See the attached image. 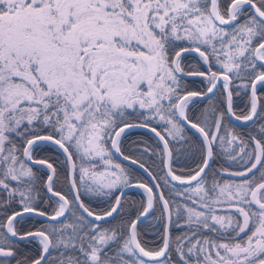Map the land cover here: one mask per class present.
Segmentation results:
<instances>
[{"label":"snow or ice","instance_id":"6c2138e0","mask_svg":"<svg viewBox=\"0 0 264 264\" xmlns=\"http://www.w3.org/2000/svg\"><path fill=\"white\" fill-rule=\"evenodd\" d=\"M0 264H264V0H0Z\"/></svg>","mask_w":264,"mask_h":264},{"label":"trees","instance_id":"16d2710c","mask_svg":"<svg viewBox=\"0 0 264 264\" xmlns=\"http://www.w3.org/2000/svg\"><path fill=\"white\" fill-rule=\"evenodd\" d=\"M143 138L144 140H146L148 143H153V141L150 139V134H145L144 131H134V135H133V139L135 138ZM153 159H156L157 161V164H159V160L158 158H153ZM187 162H190V161H187ZM122 163V162H121ZM149 163H151V161H149ZM186 163V157L185 156H180L178 160L175 161V166L177 168L183 166L184 164ZM125 164V163H124ZM152 168H153V171L156 172L157 174H160V169L157 167L156 164L152 165ZM139 171V170H138ZM140 175L141 177L148 181V178L146 177V175L144 173H142L140 171ZM128 198L130 200H139L141 198V193L139 191H132V192H129L128 193ZM87 199V197H86ZM146 238L148 240H151L153 239V234L151 232L147 233L146 234Z\"/></svg>","mask_w":264,"mask_h":264},{"label":"water","instance_id":"95a60500","mask_svg":"<svg viewBox=\"0 0 264 264\" xmlns=\"http://www.w3.org/2000/svg\"><path fill=\"white\" fill-rule=\"evenodd\" d=\"M134 131H143V130H140V129H137V130H134ZM120 162H122V163H125V164H127L128 162H125V161H123V160H121ZM140 171V170H139ZM142 172V171H141ZM143 173V172H142ZM145 174V173H144ZM146 175V177H147V174H145ZM148 178V180H149V177H147ZM127 193H129V192H132V191H139L140 192V190H138V189H127V190H125Z\"/></svg>","mask_w":264,"mask_h":264}]
</instances>
